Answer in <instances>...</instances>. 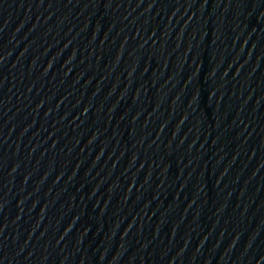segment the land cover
Masks as SVG:
<instances>
[{"label":"water","instance_id":"95a60500","mask_svg":"<svg viewBox=\"0 0 264 264\" xmlns=\"http://www.w3.org/2000/svg\"><path fill=\"white\" fill-rule=\"evenodd\" d=\"M0 264H264V0H0Z\"/></svg>","mask_w":264,"mask_h":264}]
</instances>
